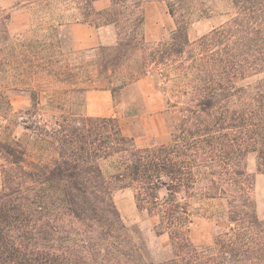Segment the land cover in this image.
Masks as SVG:
<instances>
[{
    "label": "trees",
    "instance_id": "16d2710c",
    "mask_svg": "<svg viewBox=\"0 0 264 264\" xmlns=\"http://www.w3.org/2000/svg\"><path fill=\"white\" fill-rule=\"evenodd\" d=\"M97 1L15 0L36 15L16 36L0 8V264H264V219L247 171L255 155L264 173V78L254 79L264 73V0H228L229 19L195 41L197 8L171 0L176 29L157 44L143 31V0H109L104 10ZM71 23L115 25L117 44L93 50L85 64L86 52L62 34ZM154 72L172 95L167 143L139 147L116 117L84 113L91 89L114 96ZM95 80L106 84L88 85ZM7 89L30 94L25 118ZM40 111L53 115L44 120ZM20 121L25 137L15 132ZM126 188L139 210L158 218L157 234L169 236L168 261H149L131 239L113 200ZM195 194L226 203L217 220L225 226L209 245L191 238L187 199Z\"/></svg>",
    "mask_w": 264,
    "mask_h": 264
},
{
    "label": "rangeland",
    "instance_id": "374dc122",
    "mask_svg": "<svg viewBox=\"0 0 264 264\" xmlns=\"http://www.w3.org/2000/svg\"><path fill=\"white\" fill-rule=\"evenodd\" d=\"M135 0H129V2ZM171 0H143L141 9L144 12L145 22L143 31L146 40L150 44H157L161 41L168 40L172 32L176 29L175 19L169 12L168 3ZM184 6L195 9L192 14L191 24L189 27V38L195 41L202 36L211 32L214 28L219 27L230 17V6L228 0H184L180 2ZM111 2L102 0L95 2L94 6L97 10L109 8ZM73 6H76L75 4ZM58 12L63 11L64 6L60 3L56 4ZM2 9V8H1ZM199 9L209 12V15H202ZM138 13V12H137ZM31 23L36 19L33 10H30ZM83 24L90 26L96 31L95 46L88 49H79L71 33V25ZM135 29L134 26H132ZM28 28L26 31H28ZM10 32V30H9ZM25 32V31H24ZM21 32V33H24ZM20 33V34H21ZM16 36V34H12ZM62 34L68 39V46L74 50L86 52L84 55V63L91 61L93 50H99L100 47H113L117 44V29L115 25L95 27L87 23H71L64 25ZM82 37L88 36V32H81ZM18 35V34H17ZM1 56V55H0ZM142 76L139 80L127 84L119 88L116 95L111 93V109L121 125L124 135L132 137L139 147H149L167 143L170 137L171 125L174 122V115L168 110V100L172 95L167 87V91H163L159 87L157 76ZM257 78H264V73ZM6 84V81L0 76V89ZM106 82L95 80L88 85L91 87L105 85ZM115 87L122 86L121 81L116 79L113 83ZM71 86V83L68 84ZM95 90V89H91ZM105 90V89H99ZM11 99L13 108L19 112V116H24V112L31 106L30 94L27 92L5 90ZM85 103L87 104V94L85 95ZM96 100L103 101V98ZM175 100V99H174ZM173 101V100H172ZM87 115L86 107L83 108ZM53 113L49 111H40V118L49 119ZM88 116V115H87ZM18 137H25V133H29L24 129L20 121V126L15 130ZM3 163V161H0ZM247 171L254 177L253 199L255 201L256 212L261 219H264V173L257 170V158L250 155L247 158ZM2 183V175L0 171V188ZM135 190L133 188L121 189L115 192L113 200L120 213L121 219L126 226L131 239H133L141 247L143 253L149 261L162 263L168 261L172 257V248L170 238L167 234L158 235L155 226L158 224V218L150 216L146 211L138 209L135 198ZM166 195V190L160 191V196ZM193 213V224L191 238L196 245H209L217 232L225 226L222 222H217L220 216H224L226 212V203L222 200H208L202 198L201 195L195 194L192 198L187 199Z\"/></svg>",
    "mask_w": 264,
    "mask_h": 264
},
{
    "label": "crops",
    "instance_id": "0c3cea01",
    "mask_svg": "<svg viewBox=\"0 0 264 264\" xmlns=\"http://www.w3.org/2000/svg\"><path fill=\"white\" fill-rule=\"evenodd\" d=\"M0 8L10 12L8 22L12 34H20L31 26L30 9L16 6L15 0H0ZM71 33L75 44L79 49H88L95 46L96 31L90 26L83 24L71 25ZM88 32L89 35L82 37L81 32ZM103 98V101L96 100ZM86 112L91 117H106L113 114L111 109V93L108 90H90L87 92Z\"/></svg>",
    "mask_w": 264,
    "mask_h": 264
}]
</instances>
